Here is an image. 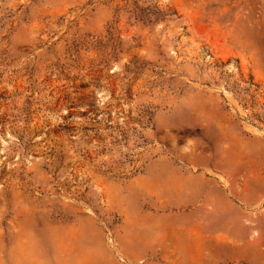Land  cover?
I'll list each match as a JSON object with an SVG mask.
<instances>
[{"label":"rangeland","instance_id":"1","mask_svg":"<svg viewBox=\"0 0 264 264\" xmlns=\"http://www.w3.org/2000/svg\"><path fill=\"white\" fill-rule=\"evenodd\" d=\"M0 264H264V0H0Z\"/></svg>","mask_w":264,"mask_h":264}]
</instances>
